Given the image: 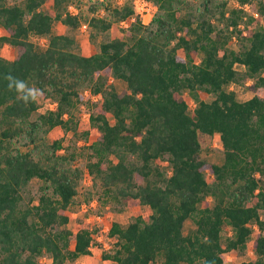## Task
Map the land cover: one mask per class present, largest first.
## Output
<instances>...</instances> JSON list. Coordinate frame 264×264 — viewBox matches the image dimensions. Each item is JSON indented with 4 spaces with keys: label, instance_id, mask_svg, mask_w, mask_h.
<instances>
[{
    "label": "trees",
    "instance_id": "obj_1",
    "mask_svg": "<svg viewBox=\"0 0 264 264\" xmlns=\"http://www.w3.org/2000/svg\"><path fill=\"white\" fill-rule=\"evenodd\" d=\"M45 1L0 0L5 30L0 46L16 48L11 58L0 55V264H44L45 253L52 264H65L90 252L96 227L84 221L74 232L65 227L83 167L74 163L73 151H64L61 138L37 142L39 131L71 128L72 109L85 85L101 94L88 120L98 135L84 146L95 157L86 162L94 184L106 196L151 209L148 219L112 221L107 234L115 237V247L103 256L115 264H150L159 256L160 264H225V253L244 249L254 233L256 258L234 264H264V27L249 28L248 45L234 49L226 46L227 29L216 30L213 17H225V28L242 32L243 7L226 12L227 0H201L197 6L151 0L156 13L147 24L136 16L127 26L129 39L115 35L97 51L82 54L72 35L52 31L53 22L75 28L87 20L94 31H104L133 15L132 3L115 5L109 16L94 13L85 19L68 11L72 0H53V12L40 8ZM239 1L254 6L253 0ZM259 2L255 10L262 15L264 2ZM183 5L190 8L180 17ZM32 35L45 36L46 44H37ZM198 52L202 56L196 60ZM105 72L126 87L107 85ZM248 79L261 91L247 99L225 87ZM185 91L195 101L191 109ZM38 94L55 95L56 106L32 117ZM83 131L87 135L89 129ZM215 132L221 163L201 154L200 135ZM22 135L28 147H12ZM33 178L42 180L40 191L25 199L23 190ZM187 217L195 227L184 233ZM226 225L231 231L223 235Z\"/></svg>",
    "mask_w": 264,
    "mask_h": 264
},
{
    "label": "rangeland",
    "instance_id": "obj_2",
    "mask_svg": "<svg viewBox=\"0 0 264 264\" xmlns=\"http://www.w3.org/2000/svg\"><path fill=\"white\" fill-rule=\"evenodd\" d=\"M8 2H22L23 0H7ZM124 1H129L132 3V0H95L94 8H91L90 2L88 0H72V3L78 8L81 16L83 18H88L94 13L100 15L109 16V11L115 5H121ZM189 3L190 6H197L200 4L201 0H185ZM260 0H253V8L250 5L249 9H244L241 13L242 18L239 19L240 23L238 24L242 32H238V30L231 28H225L226 21L225 17L222 16H214L213 22L215 24V29L224 28L227 29V41L226 46L234 49H239L248 45V41L246 38V31L249 28L262 26L264 27V12L262 15H257L255 7L260 6ZM264 2V0H262ZM184 5H186L183 2ZM241 2L239 0H227V4L225 7L226 12H229L232 8L239 7ZM182 10H180V17L185 16L186 8L189 9L190 6H184ZM40 8L45 11L53 12V0H46ZM255 12L256 14H252ZM156 13V11H155ZM154 13V14H155ZM249 15L253 16V19H249ZM194 24L192 23V26ZM53 32H65L72 35L75 39V49L82 54H91L99 49V45L102 41L111 38L115 35H121L124 38H128L131 35V31L127 27H122L118 22H114L113 26L104 31H94L91 27L87 30H82L79 26L72 28L67 24L62 23L59 20H55L52 25ZM186 29L181 30V33H184ZM5 30L0 25V34L4 33ZM214 34V33H213ZM31 39L39 43L38 35H32ZM41 44V43H40ZM46 44V43H45ZM45 44H41L42 47ZM182 53V51L180 50ZM16 53V48L9 44L4 43L0 46V55L6 57H13ZM202 56L201 52L196 54V60H199ZM236 68L243 69V66L239 63L235 64ZM264 75V71H263ZM104 77H106L105 82L107 85H111L115 87L117 90H122L126 87V83L122 79L115 78L112 74L105 72ZM226 89L233 90L236 93L238 99L243 100L252 96L255 92L261 91L259 87L254 85L252 79H248L245 82H230L225 85ZM89 85H85L80 88V93L82 95L81 101L77 104V106L72 109V113L74 116V124H72L71 128L64 129L62 126H55L51 128L47 133H39V138L37 140L38 143L43 142H51L54 139L61 138L62 145L64 147V151H73L76 154V158L74 163L83 167V175L81 178L80 185L78 187V192L75 195L74 201L71 204V215L68 223L65 225L71 231H76L81 222H89L92 226L96 227V231L101 235V240H97L92 238V242L90 245V252L83 253L78 255L77 257L70 259L67 258L65 260V264H114V261L111 258L104 257L103 254L105 252H112L115 247V240H109L108 234L102 231L103 225H109L112 221H118L122 225H126L131 219H133L136 215H142L145 219H148V216L151 212V209L146 204L137 203L131 199H121L118 200L116 197L106 196L103 193V189L98 184H94L92 173L86 167V162L88 159H94L95 157L90 156L89 149L84 147L87 143L94 140L98 135V130L89 126V118L88 113L93 112L97 109V104L95 99L91 98L88 94ZM86 90V92H85ZM184 97L188 100V108L191 109L195 101L188 92H183ZM204 99L210 100L213 98V94H200ZM38 101V109L32 114V117H35L38 113L43 112L49 109L51 106L55 107L53 104L56 101V96L50 94L48 96H44L43 94L37 95ZM98 102V101H97ZM109 119L111 121L114 120L111 113H107ZM84 129H89L87 135L84 134ZM201 154L210 162L221 163L223 160V148L221 145L219 133L215 132L213 135L201 134ZM12 147H17L19 149H26L28 146L26 145L25 137L22 135L18 138H15L11 142ZM31 146V144H30ZM40 148V147H39ZM38 148V149H39ZM63 151V148L62 150ZM39 155V153H38ZM111 159L116 160V158L111 155ZM159 164L162 168L166 169V162L164 159L159 160ZM205 175L208 180L212 179V174L206 170ZM140 181H143L141 177H137ZM42 184V180L38 178H33L27 184L25 189L23 190V194L25 199H28L30 196H37L40 191V185ZM91 192V193H90ZM208 200L211 199L209 196ZM202 202L200 203V206ZM97 215H100L99 218ZM195 227V222L191 217H187L183 223V231L184 233L190 232ZM230 226L226 225L222 230L223 235H227L230 233ZM254 237V233L251 234L250 238L247 241V245L244 249H237L234 251H228L225 253V264H234L241 260L246 259H255L256 254L252 249V239ZM107 241V245L110 246L109 250H105L103 248V243ZM40 259L44 264H52L50 256L45 253L40 256ZM161 257L159 256L156 261L151 262L150 264H160Z\"/></svg>",
    "mask_w": 264,
    "mask_h": 264
},
{
    "label": "built area",
    "instance_id": "obj_3",
    "mask_svg": "<svg viewBox=\"0 0 264 264\" xmlns=\"http://www.w3.org/2000/svg\"><path fill=\"white\" fill-rule=\"evenodd\" d=\"M88 1L90 3L95 2V0H88ZM132 6L134 9V14L131 15L130 17H126V18H123V19L118 21V23L122 27H127L129 25V23L136 18V16L139 17V19L142 23L147 24L150 22L152 16L154 15V13L156 11V5L151 0H132ZM239 6L243 7L244 9H249L250 5L248 3H244V4H239ZM68 11H70L71 13H75V14L79 12L78 8L73 3L68 4ZM252 14L255 15L256 13L252 12ZM79 28L82 30H87L88 28H90L89 22L87 20H81L80 24H79ZM38 40H39V43H41V44H45L47 42V38L45 36H39L38 35ZM85 92H86V90H85ZM88 94L91 98H93L95 100L101 96L100 93H91L90 89L88 90ZM53 104L56 105V101H54ZM89 114L90 113H88L87 118H89ZM99 216L100 215H97L98 218H99ZM101 229L103 232H105L107 234L108 229H109V225H103V227ZM92 237H93V239L97 238V240H101V235L99 233L95 234L93 232ZM103 247L110 248V246L107 245V242L103 243Z\"/></svg>",
    "mask_w": 264,
    "mask_h": 264
},
{
    "label": "crops",
    "instance_id": "obj_4",
    "mask_svg": "<svg viewBox=\"0 0 264 264\" xmlns=\"http://www.w3.org/2000/svg\"><path fill=\"white\" fill-rule=\"evenodd\" d=\"M109 224V227H110V223H108ZM108 237V239L109 240H115V237L114 236H110V235H108L107 236ZM107 242V241H106ZM105 250H109V248H107V247H103ZM115 264V263H114Z\"/></svg>",
    "mask_w": 264,
    "mask_h": 264
},
{
    "label": "clouds",
    "instance_id": "obj_5",
    "mask_svg": "<svg viewBox=\"0 0 264 264\" xmlns=\"http://www.w3.org/2000/svg\"><path fill=\"white\" fill-rule=\"evenodd\" d=\"M18 88L22 90L24 88L23 83L18 84Z\"/></svg>",
    "mask_w": 264,
    "mask_h": 264
}]
</instances>
